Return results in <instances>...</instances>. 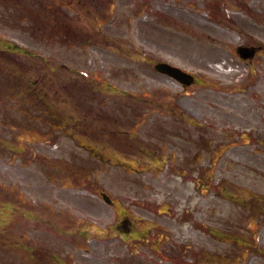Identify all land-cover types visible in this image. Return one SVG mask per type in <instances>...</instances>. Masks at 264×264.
I'll return each mask as SVG.
<instances>
[{"label": "rangeland", "instance_id": "374dc122", "mask_svg": "<svg viewBox=\"0 0 264 264\" xmlns=\"http://www.w3.org/2000/svg\"><path fill=\"white\" fill-rule=\"evenodd\" d=\"M68 1L71 9L64 7L66 17L78 29L79 38L74 41L60 44L58 31L49 29V22H57V16H48L39 26L28 22V15L36 10L26 6L39 5L43 7L41 13L51 14L50 6L60 4L61 0L0 2V36L48 58L50 65L63 71L67 80L78 77L80 69L93 73L99 70L111 82L125 88L122 97L104 89L96 102L81 108L98 105L106 99L104 105L123 116L127 129H136L137 133L119 134L124 136L119 142L129 146L127 149L116 146L112 162L87 164L86 170L97 190L89 191L93 185L83 179L71 183L61 178L49 184L46 176H58L59 167L39 163L26 169L23 158L14 160L8 155L18 146L9 126L3 125L17 120L14 128L17 130L22 120L8 103L9 100L13 105L11 96L18 94L14 88L16 75H7L9 65L3 64L1 68L6 72H0L3 100L0 133L6 137L0 143L6 152L0 155V180H11L8 191L16 194L12 199V195L4 196L0 191V264H20L15 253L19 251L9 245L24 248L27 240L32 246L48 248L55 259L76 260V264H121L122 256H127L130 264H176L174 257L179 264H264V223L261 222L264 214L259 209L264 204V0ZM217 18L220 24L214 23ZM228 27L233 30L229 31ZM253 36L262 47L260 55L251 64V75L244 64L236 67L240 70L234 75L236 82L232 80L225 85L228 88L235 85L236 91L205 87L207 82L202 76L210 72L226 83L228 77H233L232 72L223 71L236 65L232 46L243 37L244 43L249 44ZM7 56L2 54L4 58ZM17 58L15 62L20 68L17 72L41 63L24 55L17 54ZM159 58L194 72L199 83L186 87L160 75L149 64L151 59ZM40 67L46 74L47 67L42 63ZM49 75L55 82L47 92L53 95L58 79L51 72ZM74 100L75 108H80L77 99ZM212 103H217L221 111L213 109ZM34 105L53 109L63 116L74 112L59 108L64 107L60 101L56 103L58 107L50 101ZM170 106L174 112L169 111ZM76 112L80 120L83 112ZM215 116L219 122L210 126L209 119ZM45 121L51 122L52 117L46 114ZM54 123L59 125L58 121ZM63 123L67 127L71 125L66 117ZM83 126H86L84 130L91 128L89 124ZM139 131L147 134L145 140ZM18 136L24 146L34 138L44 141L47 138L35 135L30 127L23 128ZM32 143L25 159L32 157L31 150L47 158L59 153L58 144ZM69 143L76 154L83 152V147L77 146L71 137ZM75 159L79 160V155ZM121 160L123 167L114 164ZM73 169L81 170V165ZM81 187L88 190H78ZM100 188L121 201L164 203L159 213L147 205L131 207L148 220L147 224H134L140 231L150 228L148 238H154L151 246L136 241V246L129 248L119 238L109 239L113 232H107V226L113 213L100 202ZM220 190L226 193L224 198L219 197ZM235 196L234 202L244 200V205L232 203ZM28 199L33 230L27 227L28 217L17 214L9 223L1 219L9 217L15 205ZM51 203L66 207L72 218L77 214L83 220L77 227L86 230L82 241L71 239V220L64 216V210ZM61 215L63 218L57 225V217ZM22 217L26 219L20 220ZM196 219L213 226L224 240L207 234ZM7 223L10 233L8 228L2 230ZM45 223H50L54 231L57 226L66 228L58 232L69 237L58 235ZM15 227L27 232H19ZM20 235L23 236L18 238ZM43 256L37 253L36 263L45 259L47 264L56 263L51 255Z\"/></svg>", "mask_w": 264, "mask_h": 264}, {"label": "water", "instance_id": "95a60500", "mask_svg": "<svg viewBox=\"0 0 264 264\" xmlns=\"http://www.w3.org/2000/svg\"><path fill=\"white\" fill-rule=\"evenodd\" d=\"M164 70L167 71V72H169L170 74L175 75V76H179V74H180L179 73L180 71L177 70V69H175L174 67L172 68V67H169V66L167 67L166 66V67H164Z\"/></svg>", "mask_w": 264, "mask_h": 264}]
</instances>
